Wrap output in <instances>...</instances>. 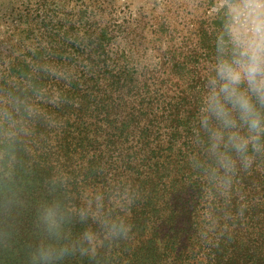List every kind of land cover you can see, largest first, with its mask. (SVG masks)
Returning a JSON list of instances; mask_svg holds the SVG:
<instances>
[{"label": "trees", "instance_id": "16d2710c", "mask_svg": "<svg viewBox=\"0 0 264 264\" xmlns=\"http://www.w3.org/2000/svg\"><path fill=\"white\" fill-rule=\"evenodd\" d=\"M45 13L0 50V264H264V156L226 173L198 123L229 24L141 66L120 25Z\"/></svg>", "mask_w": 264, "mask_h": 264}, {"label": "rangeland", "instance_id": "374dc122", "mask_svg": "<svg viewBox=\"0 0 264 264\" xmlns=\"http://www.w3.org/2000/svg\"><path fill=\"white\" fill-rule=\"evenodd\" d=\"M47 9L60 18L83 11L94 29L112 31L120 25L125 32L115 46L129 50L132 62L141 66L157 60L156 47H181L199 22L222 18L236 42L253 39L257 24L264 23V0H0L2 57L9 53L22 22L45 17Z\"/></svg>", "mask_w": 264, "mask_h": 264}, {"label": "clouds", "instance_id": "9594fccd", "mask_svg": "<svg viewBox=\"0 0 264 264\" xmlns=\"http://www.w3.org/2000/svg\"><path fill=\"white\" fill-rule=\"evenodd\" d=\"M254 34L231 50L217 45L199 111L209 152L226 173L247 170L264 156V23ZM45 219L50 230L58 227L55 209L46 210ZM56 258L51 250L39 251L40 264H55Z\"/></svg>", "mask_w": 264, "mask_h": 264}]
</instances>
